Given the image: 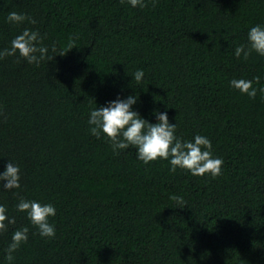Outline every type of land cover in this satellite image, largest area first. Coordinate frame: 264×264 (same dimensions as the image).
<instances>
[{
	"label": "trees",
	"instance_id": "1",
	"mask_svg": "<svg viewBox=\"0 0 264 264\" xmlns=\"http://www.w3.org/2000/svg\"><path fill=\"white\" fill-rule=\"evenodd\" d=\"M145 3L0 0V50L28 28L67 54L38 67L19 54L0 60V173L21 169L20 189H0L16 219L0 231V264L23 227L11 264H264V97L230 83L260 76L264 86V57L235 56L264 26V0ZM12 11L37 23H9ZM129 96L148 122L167 112L178 137L206 136L221 175L173 174L168 160L144 164L135 148L117 154L91 135V110ZM20 197L54 205V238L17 211Z\"/></svg>",
	"mask_w": 264,
	"mask_h": 264
},
{
	"label": "clouds",
	"instance_id": "2",
	"mask_svg": "<svg viewBox=\"0 0 264 264\" xmlns=\"http://www.w3.org/2000/svg\"><path fill=\"white\" fill-rule=\"evenodd\" d=\"M152 2L155 5V0ZM121 3L123 4L124 0H121ZM128 3L134 8L147 6L145 0H128ZM7 20L12 24L28 22L34 25L37 23L32 17L15 11L8 13ZM44 39L39 31L25 28L21 34L12 39L10 47L0 50V60L5 57H16L19 54L29 64L38 67L41 62L52 61L57 55H67L63 51L56 54V44L53 43L49 49L44 44ZM67 48L69 51L76 48L75 41L71 37ZM50 51L56 55L50 54ZM253 53L264 57V26L251 27L247 36V44H242L235 49V56L238 59L243 56L244 60H248ZM143 78V70L134 73L137 83H140ZM230 83L234 89L251 99H255L258 93L264 97V86L256 87V85H261L260 76H256L252 80L233 79ZM137 101L136 96H129L126 100L118 98L106 107L93 108L88 120L91 135L99 139L103 134L110 142L113 152L117 154L119 150L135 148L137 158L144 164L159 159L168 160L171 165L170 172L173 174L179 168L189 171L193 176L203 177L208 174L216 178L221 175L223 160L213 157L212 144L206 136L196 135L193 141L178 137L176 135L177 124L169 122L167 112L156 111L154 115L158 122L155 124L148 122L138 112L133 111V106ZM20 181V167L12 162L8 163L6 170L0 173V189L9 191L20 189ZM170 199L176 202L177 208H184L183 197L172 195ZM16 209L27 214L28 220L38 229L42 237H55V227L49 222L50 218L56 215L54 205L41 204L35 200L20 197ZM6 213L7 209L0 206V231H6L8 224L16 223L15 217L10 218ZM28 233V227H23L13 233L11 243L6 249V259L9 264L14 259L13 253L27 242Z\"/></svg>",
	"mask_w": 264,
	"mask_h": 264
}]
</instances>
